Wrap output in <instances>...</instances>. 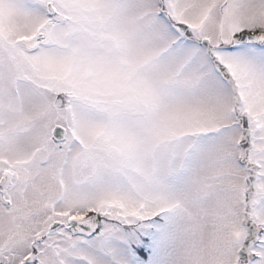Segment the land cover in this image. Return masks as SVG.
Returning <instances> with one entry per match:
<instances>
[{
    "label": "snow or ice",
    "instance_id": "obj_1",
    "mask_svg": "<svg viewBox=\"0 0 264 264\" xmlns=\"http://www.w3.org/2000/svg\"><path fill=\"white\" fill-rule=\"evenodd\" d=\"M0 264H264V0H0Z\"/></svg>",
    "mask_w": 264,
    "mask_h": 264
}]
</instances>
